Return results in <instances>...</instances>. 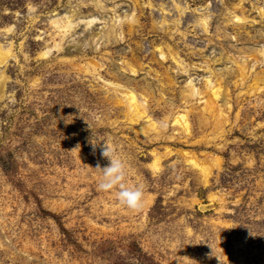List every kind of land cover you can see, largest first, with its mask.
Masks as SVG:
<instances>
[{
  "label": "rangeland",
  "instance_id": "obj_1",
  "mask_svg": "<svg viewBox=\"0 0 264 264\" xmlns=\"http://www.w3.org/2000/svg\"><path fill=\"white\" fill-rule=\"evenodd\" d=\"M0 48V264H264V0H0Z\"/></svg>",
  "mask_w": 264,
  "mask_h": 264
},
{
  "label": "clouds",
  "instance_id": "obj_2",
  "mask_svg": "<svg viewBox=\"0 0 264 264\" xmlns=\"http://www.w3.org/2000/svg\"><path fill=\"white\" fill-rule=\"evenodd\" d=\"M93 143V147L95 148ZM101 156L108 164L95 167L99 175L97 178V190L102 192H113L118 203L130 210L138 211L142 208L145 200V190L141 183H130V167L128 162L118 155L115 150L104 142Z\"/></svg>",
  "mask_w": 264,
  "mask_h": 264
},
{
  "label": "bare ground",
  "instance_id": "obj_3",
  "mask_svg": "<svg viewBox=\"0 0 264 264\" xmlns=\"http://www.w3.org/2000/svg\"><path fill=\"white\" fill-rule=\"evenodd\" d=\"M203 24L205 25L206 24V22L205 21H203ZM69 26V25H68ZM205 27V26H204ZM1 52H2V54H1ZM3 52H5V51H3L2 50V48H0V59L4 56V55H6L7 53H4L3 54ZM48 52H50V50L48 49L47 51H45V52H43V54H47ZM164 54V53H163ZM239 66V65H238ZM244 69H245V67L243 68V67H241V73L242 74H245V72H244ZM211 73H213V71L211 72ZM222 73V72H221ZM232 73V72H231ZM217 74V73H216ZM230 74V73H229ZM241 74V75H242ZM218 75V74H217ZM224 75V74H223ZM223 75H221V76H219L220 77V80H216V79H214L213 77H208V78H206V91H202V90H198L197 89V92L195 93L196 95L199 93V95H202V96H204V94L206 93V92H210L211 94H212V96L211 97H209V98H207V99H205V109L206 110H209L210 112H214L215 113V115H218V118H219V116L221 117V114H222V110L219 108L218 109V111L217 112H215V107L217 106L216 104L218 103V101L221 99V94H222V92H221V85L220 86H218L220 83H222V81H223V79L225 78H223ZM226 76V75H225ZM243 76V75H242ZM226 80V79H225ZM241 80H243V79H241ZM227 81V80H226ZM225 89V88H224ZM224 91V90H223ZM224 94V93H223ZM128 98H129V102H130V104L131 105H133L134 106V108H136L137 109V111H139V100H138V98H137V95L135 94V93H133V92H131L129 95H128ZM176 119H175V123L176 124H179V125H181L184 129H186V130H188L189 128H190V122H189V120H188V117H187V115L186 114H180V115H178V116H176L175 117ZM218 121V120H217ZM152 125H154V123H151ZM218 160H216V162H217ZM190 162L191 163H193V164H195V165H199L198 163H197V161L195 160V159H190ZM206 168H207V166H202L201 167V169L203 170V171H205L206 170Z\"/></svg>",
  "mask_w": 264,
  "mask_h": 264
}]
</instances>
